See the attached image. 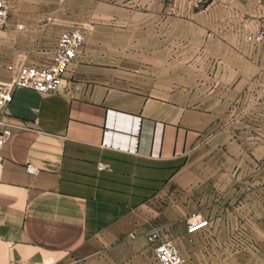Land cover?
<instances>
[{
    "label": "crops",
    "instance_id": "obj_1",
    "mask_svg": "<svg viewBox=\"0 0 264 264\" xmlns=\"http://www.w3.org/2000/svg\"><path fill=\"white\" fill-rule=\"evenodd\" d=\"M5 1L2 78L8 63L51 58L63 29L85 40L58 90L13 91L9 112L29 126L0 150V264H157L155 225L186 264H217L199 240L210 224L191 163L202 132L164 96V62L178 58L164 0ZM200 217L207 225L188 231Z\"/></svg>",
    "mask_w": 264,
    "mask_h": 264
},
{
    "label": "rangeland",
    "instance_id": "obj_2",
    "mask_svg": "<svg viewBox=\"0 0 264 264\" xmlns=\"http://www.w3.org/2000/svg\"><path fill=\"white\" fill-rule=\"evenodd\" d=\"M163 17L178 52L164 96L202 132L191 163L210 224L199 240L217 264H264V0H164Z\"/></svg>",
    "mask_w": 264,
    "mask_h": 264
},
{
    "label": "built area",
    "instance_id": "obj_3",
    "mask_svg": "<svg viewBox=\"0 0 264 264\" xmlns=\"http://www.w3.org/2000/svg\"><path fill=\"white\" fill-rule=\"evenodd\" d=\"M8 4L0 0V26L8 18ZM85 40V32L80 27H74L60 32L56 38L52 57L39 63L23 62L18 65L8 63L6 67L11 74L7 78L0 77V150L6 142L18 131L27 128V121L14 117L8 109L15 88L27 86L41 92L56 91L61 79L78 49ZM102 166V165H101ZM26 167L34 171L35 167L28 162ZM206 218H193L187 222V230L192 231L207 225ZM147 239L154 244V257L157 264H186L185 257L179 251L175 242L166 237L160 226L149 228ZM8 264H19L10 260Z\"/></svg>",
    "mask_w": 264,
    "mask_h": 264
}]
</instances>
